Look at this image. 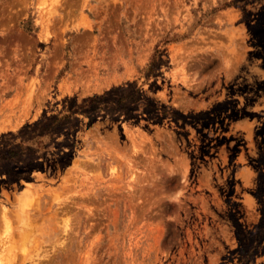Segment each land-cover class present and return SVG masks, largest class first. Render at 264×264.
<instances>
[{
    "label": "rangeland",
    "instance_id": "rangeland-1",
    "mask_svg": "<svg viewBox=\"0 0 264 264\" xmlns=\"http://www.w3.org/2000/svg\"><path fill=\"white\" fill-rule=\"evenodd\" d=\"M102 94L0 175V254L264 264V0H0V135Z\"/></svg>",
    "mask_w": 264,
    "mask_h": 264
},
{
    "label": "trees",
    "instance_id": "trees-1",
    "mask_svg": "<svg viewBox=\"0 0 264 264\" xmlns=\"http://www.w3.org/2000/svg\"><path fill=\"white\" fill-rule=\"evenodd\" d=\"M105 102L103 94L86 96L78 102L70 99L65 111L50 115L41 114L38 119L23 125L16 132L1 134L0 175H5L12 181L24 178L28 170H14V164H24V160L32 162L39 153L54 143L68 126L73 125L77 114H93Z\"/></svg>",
    "mask_w": 264,
    "mask_h": 264
},
{
    "label": "bare ground",
    "instance_id": "bare-ground-1",
    "mask_svg": "<svg viewBox=\"0 0 264 264\" xmlns=\"http://www.w3.org/2000/svg\"><path fill=\"white\" fill-rule=\"evenodd\" d=\"M20 199V198H19ZM20 202V201H19ZM24 202V201H23ZM23 204V203H22ZM24 208H26V207H24ZM21 211H23V210H21ZM6 217V216H5ZM7 218V217H6ZM6 218H3L2 220H4V222H2L3 223V227H4V229L6 230V227H8L9 226V224H8V222H7V220H6ZM19 219V222H22V227H21V231H20V233H21V236H19V237H21V241L23 242V241H25L27 238H28V236H29V234H30V230H31V225H30V222H29V220L27 221V214L25 215V213L24 214H22V215H20V218H18ZM22 220V221H21ZM3 232H4V230H3ZM3 235H6V234H4L3 233ZM14 235V234H13ZM4 237V236H3ZM10 237H11V235H10ZM4 240V239H3ZM8 240H9V238H8ZM18 240V239H17ZM9 243H10V241H9ZM13 245V244H12ZM17 247V246H16ZM21 247V246H20ZM2 248V247H1ZM17 249V248H16ZM11 249L9 248V251H10ZM4 255V257H5V260H4V257H2ZM15 259V255H14V253H13V251H10V252H6V253H3L2 255L0 254V264H3V263H5V264H11L12 262H13V260ZM20 264V263H19Z\"/></svg>",
    "mask_w": 264,
    "mask_h": 264
}]
</instances>
